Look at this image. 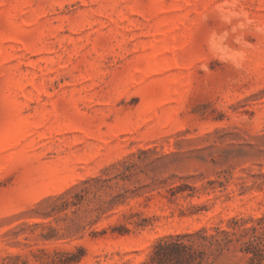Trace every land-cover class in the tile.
Segmentation results:
<instances>
[{
	"label": "rangeland",
	"instance_id": "1",
	"mask_svg": "<svg viewBox=\"0 0 264 264\" xmlns=\"http://www.w3.org/2000/svg\"><path fill=\"white\" fill-rule=\"evenodd\" d=\"M263 226L264 0H0V264Z\"/></svg>",
	"mask_w": 264,
	"mask_h": 264
},
{
	"label": "trees",
	"instance_id": "2",
	"mask_svg": "<svg viewBox=\"0 0 264 264\" xmlns=\"http://www.w3.org/2000/svg\"><path fill=\"white\" fill-rule=\"evenodd\" d=\"M262 229L260 234L253 229L252 240L246 243V251L252 254L251 264L264 263V226ZM200 234L186 233L160 239L142 264H210L216 257L215 250L198 240Z\"/></svg>",
	"mask_w": 264,
	"mask_h": 264
}]
</instances>
